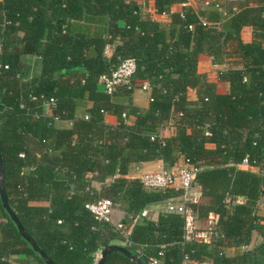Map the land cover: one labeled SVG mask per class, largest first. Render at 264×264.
I'll list each match as a JSON object with an SVG mask.
<instances>
[{
    "label": "trees",
    "instance_id": "16d2710c",
    "mask_svg": "<svg viewBox=\"0 0 264 264\" xmlns=\"http://www.w3.org/2000/svg\"><path fill=\"white\" fill-rule=\"evenodd\" d=\"M145 1L0 0V148L9 205L54 264H94L111 244L146 264L151 257L264 264V0ZM178 3L182 9L173 11ZM201 54L218 67L216 80L199 71ZM127 58L136 64L129 83L103 91L100 77ZM144 82L150 101L140 107L134 90ZM167 121L175 132L163 136ZM181 158L198 169L193 188L201 196L186 207L196 220L214 219L209 241L189 234L181 213L145 216L154 204L180 200L182 189H148L126 176L148 161L169 169ZM244 159L258 171L242 169ZM101 198L125 213L124 228L87 208ZM0 264H47L1 196ZM104 264L138 263L111 251Z\"/></svg>",
    "mask_w": 264,
    "mask_h": 264
},
{
    "label": "built area",
    "instance_id": "2783aa9c",
    "mask_svg": "<svg viewBox=\"0 0 264 264\" xmlns=\"http://www.w3.org/2000/svg\"><path fill=\"white\" fill-rule=\"evenodd\" d=\"M135 68L136 64L134 59L127 58L118 67L112 70L110 74L102 75L99 79V85L102 86L103 91L112 93L116 86L129 83ZM142 88L148 89V83L144 82L142 84ZM241 165L250 166L247 159H244ZM197 171L198 169L193 163L187 159H184L183 162L177 165L173 170L162 169L159 172L145 173L140 177L144 187L148 189H166L174 187L183 190V195L180 199V202L176 203L175 201L171 200L167 204L166 210L185 215L189 234H192L190 228L192 226L193 215L190 209L186 207V203L188 201H197L201 196V192L193 188V181ZM86 206L99 221L112 222L114 203L111 199L101 198L95 202L88 203ZM117 227L124 228V224L119 221L117 223ZM200 235L202 236V234ZM100 258L101 251H98L94 257V264H96ZM148 264L162 263L157 258L151 257L149 258Z\"/></svg>",
    "mask_w": 264,
    "mask_h": 264
},
{
    "label": "crops",
    "instance_id": "0c3cea01",
    "mask_svg": "<svg viewBox=\"0 0 264 264\" xmlns=\"http://www.w3.org/2000/svg\"><path fill=\"white\" fill-rule=\"evenodd\" d=\"M152 0H149V6H152ZM191 3V2H190ZM194 4V3H193ZM184 4H173L172 5V10L173 11H180L182 9ZM151 9V8H149ZM154 12V11H153ZM153 16L165 23H168L170 21V16L167 14H153ZM112 46H109L107 48V53L110 55L112 52ZM1 49V48H0ZM28 59L34 58L32 56H28ZM216 70L215 65L212 63L211 58L205 54H201L199 56V71L201 73H205L210 80H216ZM188 97L191 100H195L197 98L196 96V91L194 89H189L188 90ZM150 101V91L149 89H144L141 87L140 84L135 88L134 90V102L140 106V107H147ZM175 128L173 124L170 121H167L164 123L162 129H161V134L163 136H170L174 134ZM183 158H181L178 163H176L175 166L169 168V169H175V167L183 162ZM242 169L245 170H251V171H258V168L255 166H249V165H240ZM162 169H166L163 166V162L161 160H154V161H148L145 163H142L138 166H136L134 169H132L128 174L126 175L127 177L130 178H140L143 174L145 173H152V172H159ZM97 185V184H96ZM179 199H176L175 202H179ZM167 206V202L163 203H158L150 206L147 210H145L144 214H150V218H156L157 214L159 211L165 209ZM264 210L261 211L260 214H263ZM125 217V213L118 208H115L112 216V223L116 225L119 221H122ZM214 221L213 218H210L208 220L204 221H199L194 219L192 216V227L195 229L197 225H204L203 227L205 228L204 230H201L200 234L203 235V239L201 238L200 240L204 241H209L210 239V234H211V225L213 224L212 222ZM191 232L194 237H196V233H193V230L191 229ZM190 232V233H191ZM195 232V231H194Z\"/></svg>",
    "mask_w": 264,
    "mask_h": 264
},
{
    "label": "water",
    "instance_id": "95a60500",
    "mask_svg": "<svg viewBox=\"0 0 264 264\" xmlns=\"http://www.w3.org/2000/svg\"><path fill=\"white\" fill-rule=\"evenodd\" d=\"M3 177H4V163H3V158H2L1 148H0V196H1V199L3 202V205L7 209L12 220L16 223L20 234L32 245L34 250L37 251L41 255L42 259L47 264H54V262L49 258V256L36 243V241L27 233L24 226L22 225V223L20 222V220L16 216V213L10 207L9 202H8V198H7V195L5 192V188H4ZM111 251H120V252L126 254L127 256H129L131 259L135 260L138 264H146L140 259V257H138L137 255L132 253L125 246L119 245V244H111V245L104 247L101 250V258L99 259V261L96 264H104L108 253Z\"/></svg>",
    "mask_w": 264,
    "mask_h": 264
},
{
    "label": "rangeland",
    "instance_id": "374dc122",
    "mask_svg": "<svg viewBox=\"0 0 264 264\" xmlns=\"http://www.w3.org/2000/svg\"><path fill=\"white\" fill-rule=\"evenodd\" d=\"M148 1V0H147ZM147 1H145L146 3H147ZM192 4L193 3H198L199 2V0H189ZM199 4V3H198ZM249 32L246 30L245 31V33H244V35H243V37L245 38V39H247V38H249ZM35 59L34 58H31V59H29L28 61L26 60V63L28 64V66H29V71L30 72H34L35 70ZM226 65H223V66H221V67H225ZM215 69H218V67L215 65ZM100 86V88H102V86L101 85H99ZM218 88H219V90H224L225 89V87H224V85L222 84V83H219V85H218ZM194 190V189H193ZM177 203V202H176ZM114 210H115V208H114ZM114 210H113V212H114ZM120 210V209H119ZM264 210V196L261 198V200H260V204H259V209H258V212L259 213H261V211H263ZM122 211V210H121ZM112 216H113V214H112ZM145 216H147V217H150V214L148 213V214H145ZM204 225H202V224H200V225H197L196 226V228L194 229L192 226H191V228L190 229H192L193 230V233H196V238L198 239V240H200L201 238H204L203 237V235L201 236L200 235V233H198V232H200L201 230H204L205 228L203 227ZM195 231V232H194ZM257 240H258V236L254 233V235H253V241L254 242H257ZM234 251H235V249H233ZM233 250H231L230 251V253H232L233 252Z\"/></svg>",
    "mask_w": 264,
    "mask_h": 264
}]
</instances>
